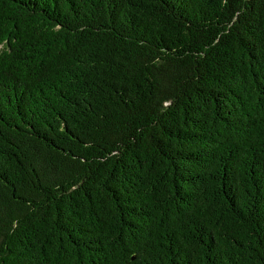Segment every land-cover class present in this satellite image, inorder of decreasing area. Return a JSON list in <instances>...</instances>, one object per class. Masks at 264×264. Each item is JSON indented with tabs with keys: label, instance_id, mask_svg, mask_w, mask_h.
<instances>
[{
	"label": "trees",
	"instance_id": "16d2710c",
	"mask_svg": "<svg viewBox=\"0 0 264 264\" xmlns=\"http://www.w3.org/2000/svg\"><path fill=\"white\" fill-rule=\"evenodd\" d=\"M0 264H264V0H0Z\"/></svg>",
	"mask_w": 264,
	"mask_h": 264
}]
</instances>
